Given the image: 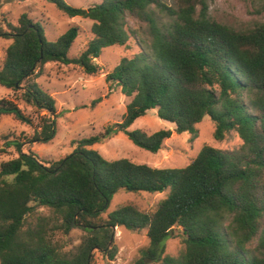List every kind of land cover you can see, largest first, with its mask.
I'll return each mask as SVG.
<instances>
[{
	"label": "trees",
	"instance_id": "1",
	"mask_svg": "<svg viewBox=\"0 0 264 264\" xmlns=\"http://www.w3.org/2000/svg\"><path fill=\"white\" fill-rule=\"evenodd\" d=\"M48 1L71 18L92 19L94 36L71 57L77 26L49 40L43 25L23 12L18 25L0 28L10 40L0 84L22 89L21 97L35 108L56 111L55 98L37 81L47 62L77 63L96 74L104 48L134 37L141 50L107 74L132 97L121 122L79 139L55 161L22 151L24 142L17 139L5 141L19 155L0 165V264H95L96 249L114 260L119 226L147 229L149 246L130 264H264V22L235 29L210 15V0H101L87 8ZM129 18L138 28L129 26ZM151 109L174 123L176 132L190 133L191 141L208 115L216 140L234 131L243 143L234 150L204 144L186 166L169 168L109 160L91 147L124 131L139 147L158 152L171 128L150 134L129 129ZM1 115L34 126L32 140L48 142L56 134L52 116L40 115L35 125L12 99H0ZM120 190L169 192L154 210L127 203L102 216ZM76 227L86 234L66 249L58 236ZM176 236L185 243L178 256L166 252V241Z\"/></svg>",
	"mask_w": 264,
	"mask_h": 264
},
{
	"label": "rangeland",
	"instance_id": "2",
	"mask_svg": "<svg viewBox=\"0 0 264 264\" xmlns=\"http://www.w3.org/2000/svg\"><path fill=\"white\" fill-rule=\"evenodd\" d=\"M69 3L87 8L101 0H66ZM174 4V0H166ZM28 12L29 16L39 21L49 40H56L69 27L77 26L79 34L75 39L69 55L78 57L93 38V20L82 16L69 17L61 12L55 4L48 0H0V28L8 29V22L18 25L20 15ZM209 13L216 20L235 29L253 28L264 22V7L262 0H210ZM129 26L138 28L136 20L129 18ZM10 40L0 36V65L2 64L6 48ZM141 50L137 39L131 37L124 45H112L103 49L96 62L101 69L96 74H87L77 63L64 64L59 61L47 62L43 73L37 78L38 83L56 100L54 114L47 110H39L27 103L22 97V89L15 90L0 84V99L8 98L16 101L20 107L34 119L35 125L40 115H50L56 122V134L48 142L32 140L34 126L23 123L14 115L0 116V148L4 146L5 152H0V165L2 162L18 157L19 151L15 146L5 145V141L17 139L24 142L22 151H34L45 160H59L70 154L77 146V141L83 137L94 134H103L108 125L121 122L127 105L132 97L122 93L120 86L107 80V74L117 66L123 57H132ZM100 101L92 106V101ZM141 128L147 133H153L163 128H171L172 135L164 141L158 152H150L136 145L124 131L103 138L91 147L98 150L109 160L128 158L137 163H147L151 166L169 168L186 166L200 151L204 144L224 150H234L241 146L243 140L232 131L223 140L214 138L215 124L208 115L197 124L198 137L190 140L188 132L178 133L175 125L161 119L156 109L137 118L129 129ZM11 178V177H9ZM169 190L149 192H129L120 190L110 203L108 213L118 206L127 203L138 205L141 209L154 210L158 203L164 199ZM39 212L48 213L46 208H38ZM179 233L177 229L176 233ZM86 231L76 227L67 236L59 234V238L66 243V249L78 245L84 238ZM115 243L118 253L114 260L106 257L102 251L95 250V264H130L148 247L150 240L147 229L133 231L123 226L115 227ZM185 248V243L179 237H172L166 241V252L178 256ZM158 264V263H152Z\"/></svg>",
	"mask_w": 264,
	"mask_h": 264
}]
</instances>
